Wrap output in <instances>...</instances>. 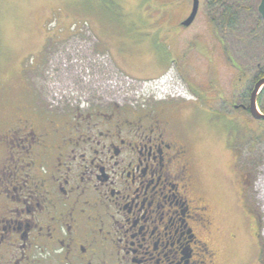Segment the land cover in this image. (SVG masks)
<instances>
[{"label": "flooded vegetation", "instance_id": "flooded-vegetation-1", "mask_svg": "<svg viewBox=\"0 0 264 264\" xmlns=\"http://www.w3.org/2000/svg\"><path fill=\"white\" fill-rule=\"evenodd\" d=\"M20 71L22 85L6 88L14 101L0 112V264L263 262L259 252L249 261L243 245L235 250L238 233L204 194L188 134L203 109L219 114L235 131L228 144L224 128L231 156L237 110L248 112L247 105L196 86L190 99L152 95L127 104L80 96L53 108L30 83L34 69ZM216 97L231 112L207 107ZM251 175L227 198L241 205L237 231L248 238L258 224Z\"/></svg>", "mask_w": 264, "mask_h": 264}, {"label": "rangeland", "instance_id": "rangeland-1", "mask_svg": "<svg viewBox=\"0 0 264 264\" xmlns=\"http://www.w3.org/2000/svg\"><path fill=\"white\" fill-rule=\"evenodd\" d=\"M151 2L152 0H0V112L8 111V104L14 101L13 93L10 94L6 88L22 85L21 68L25 69L26 74L34 69V75L28 77L30 83L40 100L53 108H59L68 98L75 104L74 101L80 100V96L102 99L101 95H107L112 101L127 104L140 103L143 98L151 97L150 86L115 69L111 58V63L106 60L107 65L102 68L101 57L97 54L107 52L96 48V36L88 22L109 20L110 25H113L111 31L119 32L123 25V32L132 36L125 20H134L136 26L148 23L144 14L152 9ZM183 2L182 18L185 19L190 12L192 0ZM205 16L207 17L204 0H199L195 22L186 33H192L196 29V33L193 31L190 36L198 35L197 38L195 36L197 42L203 44L205 42L201 39L206 36L202 38V32L207 24ZM114 25L119 26L116 28ZM235 41L232 34L224 35L233 64L221 58L218 48L213 52L209 51L207 56L194 48L184 52L183 60L180 58L178 63L179 66L184 65L182 68L186 73H182L174 63V71L189 94L194 91L193 87L199 86L208 97L219 95L228 100L233 98L240 105L248 104V95L253 85L250 81L256 67H253L255 64L250 58L254 57L253 53L259 52V48L263 50L264 47L257 44L250 48L246 42ZM41 48H45L43 54H40ZM210 48L209 46L208 50ZM236 65L239 67L238 73ZM248 67L253 68L242 74L241 70H247ZM214 104L207 107L231 112L229 107L221 109L219 99ZM206 110L203 109L201 117L192 119L188 126V134L197 153L204 194L212 200L214 198L216 210L223 211L230 233H238L235 250H240L242 245L249 248L248 260L252 256V262L259 252L260 259L263 260L261 264H264V202L259 197L261 188L259 184L257 186L258 181L264 177V123L255 121L248 112L239 108L236 116L238 126L235 129L238 144L234 152L231 151V156H227L224 149V128H228V144L235 132L234 128L225 118L219 117V114ZM235 159L237 161L233 162ZM249 172L252 174L249 193L258 216L254 238H248L245 231H237L243 218V209L241 205L233 206L235 196L227 202L234 187L241 190ZM245 230L248 231L246 227Z\"/></svg>", "mask_w": 264, "mask_h": 264}, {"label": "crops", "instance_id": "crops-1", "mask_svg": "<svg viewBox=\"0 0 264 264\" xmlns=\"http://www.w3.org/2000/svg\"><path fill=\"white\" fill-rule=\"evenodd\" d=\"M183 3V0H152V9L144 14V18L149 20L148 23L136 26L134 20H125L132 36L123 32V25L118 32L110 30L113 25H110L109 20H88L96 36V48L110 55L115 69L136 80L158 77L167 70L171 62L175 63L182 73H186L182 68L184 65L179 66L178 63L180 58L183 60L184 52L194 48L207 56L209 51L216 50L217 38L206 16L207 24L202 32V38L204 35L206 38L201 39L205 44L197 42L198 35H195L196 38L190 36L193 31L196 33V29L186 34L192 29L190 27L195 20L187 27L181 25ZM118 26L114 25L116 28ZM143 34H147L146 37H139ZM209 46L211 48L208 50Z\"/></svg>", "mask_w": 264, "mask_h": 264}, {"label": "trees", "instance_id": "trees-1", "mask_svg": "<svg viewBox=\"0 0 264 264\" xmlns=\"http://www.w3.org/2000/svg\"><path fill=\"white\" fill-rule=\"evenodd\" d=\"M260 0H204V7L207 20L213 26L216 38L217 48L220 51L221 58L229 60L233 64L231 55L224 42L225 34H232L235 37V43L240 41L252 48L257 44L264 47V19L257 12V6ZM262 35H260V34ZM251 62H254L255 72L250 83H255L259 78L264 77V49L259 48V52L253 53ZM237 66V73L239 67ZM252 67V68H253ZM243 70L245 74L249 69ZM246 71V72H245ZM253 86V85H252ZM251 91V90H250ZM250 94V92H249ZM264 88L257 95L256 103L261 112L264 113ZM249 97V95H248ZM263 122L262 120H255Z\"/></svg>", "mask_w": 264, "mask_h": 264}, {"label": "built area", "instance_id": "built-area-1", "mask_svg": "<svg viewBox=\"0 0 264 264\" xmlns=\"http://www.w3.org/2000/svg\"><path fill=\"white\" fill-rule=\"evenodd\" d=\"M72 28H75V26ZM99 54L97 55L98 57H101L100 59L102 61V63H99L102 64V68L104 69V65H107L105 61L108 60V62H110V58L106 53H103L102 55L101 53ZM174 70V67L170 66L162 75L149 81H145L143 84L145 86H150L152 90L151 88L149 90H151L154 95L160 98L170 96L190 99L191 95L189 94V91L186 89L182 81L177 77Z\"/></svg>", "mask_w": 264, "mask_h": 264}, {"label": "water", "instance_id": "water-1", "mask_svg": "<svg viewBox=\"0 0 264 264\" xmlns=\"http://www.w3.org/2000/svg\"><path fill=\"white\" fill-rule=\"evenodd\" d=\"M198 6H199V0H192L190 12L187 15V17L182 20L181 22L182 26L187 27L193 22L198 11ZM257 12L262 17V19H264V0L259 1L257 6ZM263 88H264V77L259 78L253 84V87L249 94V101L247 105L249 115L255 120H262V121H264V113L259 110L256 103V98Z\"/></svg>", "mask_w": 264, "mask_h": 264}, {"label": "bare ground", "instance_id": "bare-ground-1", "mask_svg": "<svg viewBox=\"0 0 264 264\" xmlns=\"http://www.w3.org/2000/svg\"><path fill=\"white\" fill-rule=\"evenodd\" d=\"M259 184V187L261 188V191H260V195L259 197L263 200L264 202V177L261 178L258 183H257V186Z\"/></svg>", "mask_w": 264, "mask_h": 264}]
</instances>
